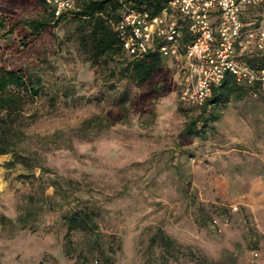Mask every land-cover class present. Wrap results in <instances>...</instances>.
<instances>
[{"label":"rangeland","instance_id":"374dc122","mask_svg":"<svg viewBox=\"0 0 264 264\" xmlns=\"http://www.w3.org/2000/svg\"><path fill=\"white\" fill-rule=\"evenodd\" d=\"M17 14L24 20L45 15L28 7ZM72 28L64 20L27 50L0 41V61L7 67L38 65L50 89L30 107L38 112L27 130L30 146L54 174L82 183L99 210L101 237L94 245L84 232L67 234L58 213L44 211L33 227L21 228L17 219L27 197L40 190L38 182L18 178L25 173L21 168L7 170L10 155H4L0 264H193L202 259L264 264V100L247 95L228 103L205 140L175 149V136L190 114L178 101V63L166 62L171 91L146 96L132 83L111 78L110 63L91 67ZM123 93L128 94L126 120L93 129L116 109ZM45 137L51 144L42 142ZM46 194L52 195L50 187ZM158 229L175 243L168 253L159 243L149 246Z\"/></svg>","mask_w":264,"mask_h":264},{"label":"trees","instance_id":"16d2710c","mask_svg":"<svg viewBox=\"0 0 264 264\" xmlns=\"http://www.w3.org/2000/svg\"><path fill=\"white\" fill-rule=\"evenodd\" d=\"M168 0H126L131 6L140 11H148L152 16L160 13ZM40 10L43 17L30 20L22 19L17 10L24 8ZM121 3L119 0H78L75 10L69 15L54 18L48 13L43 0H0V41L17 43L21 50L32 47L51 27L57 26L64 20L73 23L72 35L76 39L80 52L86 62L94 67L100 62L110 63L109 75L118 81L126 80L135 88L145 90V95L162 97L171 91V70L166 66L167 60L157 50H149L139 58H133L123 51L116 37L112 23L120 17ZM252 13L247 14L244 23L254 19ZM261 17L256 16V20ZM54 25V26H53ZM190 41L186 30L183 31L182 43ZM240 60L252 67L264 68V55L257 52L244 53ZM50 88L43 83L38 65L33 63H20L7 67L0 61V156L10 155L5 162L7 170L21 168L25 173L18 175L19 179L36 181L40 190L39 195L27 197L28 205L22 215L17 219L21 228H31L41 212L58 213L60 224L66 233L84 232L95 245L101 235L97 232L96 219L99 210L86 198L87 192L83 190L79 180L64 178L54 174L46 167L38 150L30 144L32 137L28 128L37 118L38 112L31 111L35 100L45 95ZM59 90H54V93ZM67 95V94H66ZM251 95V89L239 86L233 76L227 75L222 82L212 90L210 98L202 106H188L179 102L182 108L189 110L183 127L175 136V149H185L195 140H205L209 129H214V123L220 118L221 109L230 102H239L245 96ZM128 94L123 93L116 109L107 112L103 122L95 123L93 129L107 130L114 124L124 121L128 111L125 104ZM97 118H90L83 122L80 131L88 127ZM55 136L60 132H55ZM53 137L50 141H54ZM45 145L51 144L47 137L42 139ZM53 142L52 144H55ZM186 156L187 154H178ZM39 175L36 177L35 172ZM53 174L44 179V175ZM182 178V174H178ZM47 187L52 189V195L46 194ZM188 201V195L183 192ZM4 221L5 216H0ZM8 223H12L7 220ZM149 246L159 243L158 246L166 251L175 245L166 234L158 229L149 238ZM148 246V247H149ZM193 264H219L205 259L196 260Z\"/></svg>","mask_w":264,"mask_h":264},{"label":"built area","instance_id":"2783aa9c","mask_svg":"<svg viewBox=\"0 0 264 264\" xmlns=\"http://www.w3.org/2000/svg\"><path fill=\"white\" fill-rule=\"evenodd\" d=\"M77 2L43 0L54 18L69 15ZM119 2L120 17L112 27L123 51L139 58L158 45L163 57L177 62L180 103L202 106L227 75L264 100V68L239 58L253 51L264 55V0H168L153 16L126 0ZM250 13L255 18L244 23ZM184 30L190 37L185 44Z\"/></svg>","mask_w":264,"mask_h":264},{"label":"bare ground","instance_id":"6f19581e","mask_svg":"<svg viewBox=\"0 0 264 264\" xmlns=\"http://www.w3.org/2000/svg\"><path fill=\"white\" fill-rule=\"evenodd\" d=\"M2 158H4V155H1V156H0V159H2ZM1 183H2V182H1ZM0 185H1V184H0Z\"/></svg>","mask_w":264,"mask_h":264}]
</instances>
